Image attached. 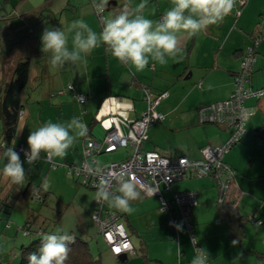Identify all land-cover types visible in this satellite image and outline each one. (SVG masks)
<instances>
[{"label": "crops", "instance_id": "obj_1", "mask_svg": "<svg viewBox=\"0 0 264 264\" xmlns=\"http://www.w3.org/2000/svg\"><path fill=\"white\" fill-rule=\"evenodd\" d=\"M165 1L147 0L152 9L144 11L143 14L152 20L160 19L173 6L171 0ZM96 2L100 0H0V27H7L0 31V81L2 52L22 34L36 26L38 8L45 4L51 9H55L59 4L62 10L70 8V14L62 13L57 28L68 34L71 48V37L74 33H68L67 30L73 21L84 20L97 33L102 31L103 23L95 12ZM125 4H129L131 8L136 7L133 0H107L104 16L114 17ZM50 26L46 27L55 28L54 22L50 23ZM260 35L262 40L259 46L257 45L254 71L248 86L252 91L263 90L264 0H249L240 17L230 14L224 21L209 26L195 36L181 34V58L169 57L165 65L152 61L143 72H136L134 68L120 63L106 51V45L94 49L86 57L87 63L78 62L75 65L54 67L50 65L48 57L45 65L46 77L40 85L41 93L44 97H52L65 92L63 96L70 97L73 104L67 117L62 114L60 120L65 122V119H72L74 116L80 118L89 129L88 136L100 141L104 140L106 130L100 139L93 133L95 126L100 125L97 121L100 117L117 112L131 121L140 119L147 110L137 107L136 96H143L145 87H150L155 93L156 90L157 93L169 92L157 107L165 119L155 122L148 129L144 149L167 152L175 158L187 156L191 159H202L203 148L222 147L235 133L227 129L230 127L223 128L212 123L201 124L198 120V109L213 102L225 101L231 96L234 89L233 75L240 69L242 52L250 46L251 37L255 39ZM186 51H189L188 55H202L201 61L185 60L183 57ZM195 67H200V72H196ZM189 80L191 81L188 82ZM70 84L76 86L77 92L88 95L87 103L81 105L83 108L75 103L73 94L67 91L66 88ZM55 102L63 103L64 100L57 98ZM261 106H264V98L253 97L244 102L246 111L255 113L257 110L260 113L257 118L249 121V128L248 124L245 125V132L251 133H248L245 142L252 148L263 147L264 150V140L259 141L254 134L262 123ZM31 114V111L24 112L22 129ZM123 130L127 131L125 127ZM85 142V137L79 138L76 147H73L82 157ZM20 145L26 151L29 150L27 142H21ZM239 147H242L241 156L246 157L247 147L244 144ZM236 148L232 147L224 155V162L233 169L234 178L228 183L223 199L218 181L213 176H191L176 181L170 186V190L164 191V196L168 201H172L175 193L198 192V205L191 213V220L200 246L206 248L210 254L208 263L264 264V159H256V153L252 152L249 163L256 167L250 168V164L244 167L246 161L239 162L242 158ZM125 149L112 153L98 152L96 155L120 153L122 156L127 152ZM2 150L3 147H0V161ZM128 156L129 153L126 158ZM126 158L108 164L120 163ZM94 159L97 166L108 165H101ZM131 206L134 211L131 214L122 212V221L135 248V255L141 254L142 247L146 249L147 258L144 259L140 255L144 264H191L195 247L188 236V225L181 219L175 204H172L171 211L161 212L157 196H145L142 192L141 199L132 202ZM109 209L118 212L111 206ZM253 216L262 220L263 224L257 227V223L249 221ZM173 223L182 224L183 230L178 231L172 226ZM133 236H137L139 241H134ZM234 240L238 241L235 245L232 243ZM178 252L180 255H177ZM106 254L111 256L112 252L109 250Z\"/></svg>", "mask_w": 264, "mask_h": 264}, {"label": "clouds", "instance_id": "obj_2", "mask_svg": "<svg viewBox=\"0 0 264 264\" xmlns=\"http://www.w3.org/2000/svg\"><path fill=\"white\" fill-rule=\"evenodd\" d=\"M171 2L173 6L158 20L146 18L143 14L147 0L132 9L125 5L114 17L102 18L103 26L99 33L84 20L73 21L67 30L68 33H74L71 48L69 36L63 29L46 27L41 36L42 51L50 54V65L64 67L66 64L87 63L86 57L94 49L106 45V51L120 63L134 68L136 72H143L152 61L165 65L169 57L181 58V34L195 36L209 26L224 21L236 7V0ZM106 4L107 0H100L96 4L97 11L103 12ZM87 134V125L75 116L64 123L48 121L30 132L27 140L29 150L26 151L23 146L19 148L25 150L26 161L32 166L39 161L42 153L46 154L49 161L65 157L78 139ZM0 147L4 149L3 156L7 161L2 169L3 176L13 184L23 185L26 171L20 154L16 151L18 148H15V141L11 147ZM115 178L118 180L117 192L111 190V178H102L97 186L95 199L98 203L107 202L109 206L131 214L134 211L131 203L141 199L143 185L135 175ZM172 226L178 231L183 230L182 224L173 223ZM71 243H74V238L67 233L45 235L38 251L28 254L29 264H65L71 251ZM191 243L195 247L191 264H208V250L196 247V237L191 238ZM232 243L235 245L238 241L234 240Z\"/></svg>", "mask_w": 264, "mask_h": 264}, {"label": "rangeland", "instance_id": "obj_3", "mask_svg": "<svg viewBox=\"0 0 264 264\" xmlns=\"http://www.w3.org/2000/svg\"><path fill=\"white\" fill-rule=\"evenodd\" d=\"M158 1L163 2L165 0ZM238 1L239 0H236V7L232 12V16L235 15L236 17H240L243 8L247 5L249 0L241 8L238 5ZM133 2L137 6L139 3L143 2V0H133ZM45 9V27L47 25L50 26V23L55 22L57 18H61L62 13L70 14L71 12L70 8L67 7L65 10H62L63 8L61 9V4L55 7V9H51L48 6H46ZM148 9H152V6L147 2V6L144 11H147ZM254 42V38L251 37V44L247 48H252ZM184 54L185 56L183 58L185 60L190 59L191 61H194L195 59H197L201 61L200 58L202 57V55H188L189 51L184 52ZM241 58L242 66V61L245 57L242 56ZM241 66L239 71L241 70ZM195 70L196 72H200L201 68L195 67ZM190 81L191 80H189L188 82ZM41 90L42 89L40 87L31 93L26 111H31L32 114L23 129L22 120L21 139L17 140L18 142H27L30 132L36 130L38 127L42 126L48 121H52L55 123H64L63 120H60V115L63 114L64 117H67V115L70 113L69 109L73 103L71 102L72 99H70V97L63 96L65 92H60V94L52 97H44L41 93ZM149 92L150 91H147L144 88L143 96H136V99H138V108L142 107L145 110H148L150 108L151 102H154V99L158 95H154L152 93L154 92V90H151L152 94H149ZM131 96L132 95H130V97ZM57 98H62L64 102H55V99ZM73 98L75 100V103L79 107L83 108V106H81V104L77 101L74 94ZM212 104H214V102L209 105ZM158 105H156V110ZM67 110H69L68 113ZM259 114L260 113L257 110H255V113L253 111H250L249 116H251V118L249 120H246L244 125L247 126L248 124L247 127L249 128L251 120L257 118ZM70 120L71 118L65 119V122H68ZM245 127H243L242 142L236 143L233 147H237L236 149H238L240 156V148L242 147H239V145L243 146L244 144L247 147V156H241L242 160H239L240 163L241 161H246V165L244 167H247L248 164H250V153L255 152L256 159H264V150L262 149L263 147L252 148L246 144L245 141L248 138L247 136L249 132H245ZM227 129L233 131L234 133L236 132V127L234 126ZM1 133L2 122L0 121V141ZM93 133L100 139L104 136L105 131L102 127H100V125H97L95 126ZM249 134L251 135V133ZM150 142H152V140H150ZM76 143L73 145V147H76ZM6 147L9 146L7 145ZM73 147L68 150V153L65 156L67 157V159H64V157L55 158L53 160V163L48 162L45 159L46 154L42 153L39 161L35 162L34 165L29 166L25 156H22L21 160L24 163V168L26 171V179L23 185L13 184L9 178L3 176L2 169L7 161L2 154L0 161V264H7L9 262H11V264L18 263L20 259V247L24 244H29L35 237L34 233L28 235L27 232L22 228L27 224L31 231H39L41 228L45 230L42 235L67 233L72 237H83L85 241L89 242L92 254L100 259L101 264H144L139 253L137 255L134 254L135 256L130 255L126 262H122L119 257L114 254H112L111 256L109 254H106V252L110 250V247L107 245L106 241L99 233L98 224L94 219V213L96 212L95 210H97L98 204L95 199L97 190L90 189L84 185H81L79 181L77 182L75 180V177L68 174V164L74 163V165L80 166L83 163L82 154H80L78 150L76 151ZM124 151L127 152H124L125 155L123 154L122 156L120 153L113 155L102 154L101 156L96 155L94 156V158H96L101 165L111 162H119L125 159L128 153L130 154V149H125ZM254 167H256V165H251L250 168L254 169ZM30 181H32V183L38 184L39 186H42V188L50 192V194L46 196L45 203L41 202L39 198L35 196L24 199L22 195H19V188L23 186L25 187ZM10 206V212H7ZM107 207L108 203L105 204L104 208ZM132 239L134 241H139V238L137 236H133ZM10 256H14L15 260L11 261Z\"/></svg>", "mask_w": 264, "mask_h": 264}, {"label": "built area", "instance_id": "obj_4", "mask_svg": "<svg viewBox=\"0 0 264 264\" xmlns=\"http://www.w3.org/2000/svg\"><path fill=\"white\" fill-rule=\"evenodd\" d=\"M246 0H239L244 4ZM102 15V12H99ZM103 18V15H102ZM102 20V19H101ZM254 54L247 53L241 66V71L235 75L234 89L228 100L221 101L210 106H204L199 110V122L212 123L216 125H225L227 127H236L234 136L224 146L218 148L205 147L202 150V160H191L186 156L172 157L167 152L158 150H145L144 145L147 141V130L155 122H162L165 117L155 108L161 100H164L168 93L165 92L154 102H151L150 108L144 113L141 119L130 121L127 117L111 112L106 116L100 117L106 130V136L103 141L96 142L88 138L84 146L85 162L81 168L75 170V175L82 178L84 185L97 188L102 178H111V190L117 192V176L127 178L129 175H135L142 183L144 192L149 196H157L161 209L167 210L170 203L164 198L162 190H169L170 185L178 180H183L191 176L204 177L214 174L219 180L221 199H223L228 183L234 178V171L225 165L223 158L232 145L239 141L242 136L243 127L246 120L249 119V112L244 107V102L249 97H259L264 95V89L252 91L248 86L255 63ZM150 91V89H146ZM149 94H152L151 91ZM79 99L84 102L83 96ZM127 130L126 132L123 128ZM119 148H130L131 155L125 161L112 163L105 166H97L95 161L89 163V159L101 150L112 153ZM20 155H24L25 150L18 148L16 150ZM153 193H155L153 195ZM181 212L183 220L191 227V212L198 205V194L196 191L178 193L172 200ZM104 204L99 203V209L95 215L98 223V231L116 256L134 255V247L130 240L122 217L116 211L104 212ZM259 225L262 221H256V217L250 218ZM195 235H191V238ZM198 242V240H197ZM198 246V243L196 245ZM119 249V251H117ZM210 264V263H208Z\"/></svg>", "mask_w": 264, "mask_h": 264}, {"label": "trees", "instance_id": "obj_5", "mask_svg": "<svg viewBox=\"0 0 264 264\" xmlns=\"http://www.w3.org/2000/svg\"><path fill=\"white\" fill-rule=\"evenodd\" d=\"M247 1L248 0H246V2ZM246 2L244 4H240L238 1L239 7L240 8L243 7L246 4ZM97 3H99V2L94 3L95 12H96L99 20L102 22V20H101L102 15H103V17H105L104 16L105 8L102 12V15L99 14V12L96 9ZM125 5H128L129 8L132 9L129 4H125ZM123 7L120 8V11L123 9ZM45 8H46V5H43L36 10L37 11L36 13L38 16V18H37L38 22H37L36 26H34V28H32L29 31H26L24 34H22L16 42L12 43L9 48L5 49L2 52V68H1L2 69V75H1V81H0V121L2 122V133H1V141H0L1 146H7L8 145L9 147H11V146H13V141H15V148H19L22 146V145H20L21 141L20 142L17 141V140L21 139L22 117L24 116V112H26L25 111L26 107L29 104V99H30L31 93L40 87V85L43 83V81L45 80V77H46L45 72H47V71L45 70V65L47 64L46 61H47L49 56H48V53L42 51V43H41V38H40L44 29L46 28L43 24L44 17H45L44 11L46 10ZM119 12L116 13L115 15L119 14ZM160 18H162V16ZM58 22H59V18H57L54 22L55 28H57ZM50 27H52V26H50ZM0 28H1L0 31H2V29L7 28V27H4L2 25ZM39 33H41L40 36H39ZM261 40H262L261 35L256 37L254 39L255 42H254L253 47L247 48L245 51H243L242 56L246 57L247 53H251V54H254V56L256 58L257 57V55H256L257 54V45L259 44V42ZM255 61H256V59H255ZM238 73H239V71L233 75V79L235 78V75ZM250 81H251V79H250ZM147 88L150 89V91L152 90L150 87H145V89H147ZM66 89H67V91L74 94L77 101L81 105H85L87 103V101L89 99L88 95H84V94L77 92L76 86L74 84H70L69 86H67ZM152 93L154 95H158L154 99V101H155L156 99L159 98V96H161V94L165 93V91H162L160 93H155V92H152ZM79 96H83L85 101L82 102L79 99ZM249 98H251V97H249ZM249 98H247V99H249ZM255 98L261 99V98H264V95L259 96V97H255ZM205 106H210V105H205ZM202 107H204V106H201L200 108H202ZM200 108L198 109V117H199ZM260 111H261L262 117H263L262 123L255 130L254 134H255V137L259 141H263L264 140V106L260 107ZM78 119H80V118H78ZM99 124L104 128V126L102 125L101 122H99ZM216 126L227 128V126H225V125H223V126L222 125H216ZM104 130H105V128H104ZM89 134H90V132L88 129V134L85 136V141L88 138L93 139L92 137L88 136ZM242 140L243 139L241 136L239 141L235 142L232 145V147L236 143L241 142ZM99 152H105V151L101 150ZM22 156H25V155H20V157H22ZM45 159L48 162L53 163V161L48 160L47 156ZM84 159H85V157L83 154V162H84ZM189 159H191V158H189ZM202 159H191V160H202ZM223 162H224V158H223ZM225 165H227V164L225 163ZM81 167H82V165H80V166H74V165L70 166L69 165L68 174L75 177L76 178L75 180L77 182L79 181L81 183V185H84L82 182V178L75 175V170L78 168H81ZM230 169H232V168H230ZM208 176L216 177L214 174H211ZM204 177H207V176H204ZM201 178H203V177H201ZM216 180H217V178H216ZM178 181H180V180H178ZM84 186H86V185H84ZM86 187L90 188V189H94V188H91L89 186H86ZM169 190H170V188H169ZM178 193H182V192H178ZM178 193H175V194H178ZM33 194H36V195H33ZM48 194H50L49 191L42 188V186H39L38 184L32 183V182L28 183L25 187H22L20 190V193H19V195L20 196L22 195L24 199L35 196V197H38L39 200L41 202H44V203L46 202L45 200H46V196ZM175 194H173V196ZM197 194H198V192H197ZM19 195H17V196H19ZM173 196H172V200H173ZM158 201H159V199H158ZM168 202L170 203V207L164 211H171L172 204H175L173 201H168ZM159 207L161 210L160 201H159ZM10 208H11V206L9 207V210H7V212L8 211L10 212ZM105 209H109V204H108V207ZM117 211L119 212V214L121 212V214H120L121 217L124 216L122 214V211H119V210H117ZM180 216H181V212H180ZM181 219H183L182 216H181ZM190 219H191V216H190ZM249 221L255 222V221H252L250 218H249ZM256 221H259V219H256ZM260 221H262V220H260ZM255 223H257V222H255ZM190 224H191V227L190 228L188 227V233H189V237H190V241H191V235L192 234L195 235L196 238H197V235L194 231V225L192 223V220H191ZM262 224H263V221H262ZM22 228L27 232L28 235H30L31 233L32 234L34 233L35 237L32 239V241L29 244H26V245L24 244L20 247V259H19L17 264H29V261L27 259L28 254L38 251V249L41 245V242L43 240V237L45 236V235H42L45 232V230H43L41 228L39 231H31L28 224ZM35 234H38V235H35ZM73 238H74V243H71L69 245L71 251L69 252V256H68V259L65 262V264H101L100 259L98 257H95L92 254L88 241H85L83 239V237H80V236H76ZM130 240H131V238H130ZM198 246L201 247L199 240H198ZM110 251H111V249H110ZM140 253H141L140 255L144 259L147 258L146 249L144 247L141 248ZM112 254H113V252H112ZM135 254H136V252H135ZM128 258H125L124 262L127 261ZM10 260L14 261L15 260L14 256H10ZM7 264H11V262H9Z\"/></svg>", "mask_w": 264, "mask_h": 264}, {"label": "bare ground", "instance_id": "obj_6", "mask_svg": "<svg viewBox=\"0 0 264 264\" xmlns=\"http://www.w3.org/2000/svg\"><path fill=\"white\" fill-rule=\"evenodd\" d=\"M141 118H142V117H141ZM141 118H140V119H141ZM137 120H138V119H137ZM130 121H131V120H130ZM132 121H133V120H132ZM134 121H135V120H134ZM153 124H154V123H153ZM153 124H152V125H153ZM152 125H151V126H152ZM151 126H150V127H151ZM150 127H149V128H150ZM149 128H148V129H149ZM147 132H148V130H147ZM147 138H148V135H147ZM92 140H94V141H96V142H101V141H98V140H96V139H92ZM102 141H103V140H102ZM119 149H125V148H119ZM119 149H117V150H119ZM117 150H116V151H117ZM114 152H115V151H114ZM95 155H96V154H95ZM95 155H94V156H95ZM130 155H131V151H130V154H129V156H128L127 158H129ZM94 156L92 157V159L90 158L91 161H90V159L88 160L89 163H92L93 161H95ZM127 158H126V159H127ZM124 161H125V160H124ZM84 162H85V159H84ZM84 162L82 163V165L84 164ZM95 162H96V161H95ZM122 162H123V161H122ZM227 167H228V166H227ZM228 168H229V167H228ZM216 178H217V177H216ZM217 180H219V179L217 178ZM91 188H92V187H91ZM94 189H95V190H98V189H96V188H94ZM164 191H168V190H165V189L162 190V194H163V196H164ZM187 192H191V191H187ZM143 193H144V192H143ZM182 193H184V192H182ZM144 194H145V193H144ZM145 196H149V195H146V194H145ZM164 198H165V196H164ZM165 199H166V198H165ZM97 203H98V202H97ZM106 203H107V202H105V204H106ZM105 204H104V206H105ZM104 206H103V207H104ZM98 209H99V203L97 204V210H96V212L94 213V219H95V215H96ZM106 211H109V212H110L109 209H105V208H104V212H106ZM163 211H164V210H163ZM95 220H96V219H95ZM96 222H97V221H96ZM122 223H123V222H122ZM97 224H98V223H97ZM123 224H124V223H123ZM124 226H125V224H124ZM125 228H126V226H125ZM126 230H127V229H126ZM132 245H133V244H132ZM133 247H134V246H133ZM134 251H135V249H134Z\"/></svg>", "mask_w": 264, "mask_h": 264}, {"label": "water", "instance_id": "obj_7", "mask_svg": "<svg viewBox=\"0 0 264 264\" xmlns=\"http://www.w3.org/2000/svg\"><path fill=\"white\" fill-rule=\"evenodd\" d=\"M121 257V261H123L124 262V260H125V256H120Z\"/></svg>", "mask_w": 264, "mask_h": 264}, {"label": "snow or ice", "instance_id": "obj_8", "mask_svg": "<svg viewBox=\"0 0 264 264\" xmlns=\"http://www.w3.org/2000/svg\"><path fill=\"white\" fill-rule=\"evenodd\" d=\"M117 251H119V249H117Z\"/></svg>", "mask_w": 264, "mask_h": 264}]
</instances>
